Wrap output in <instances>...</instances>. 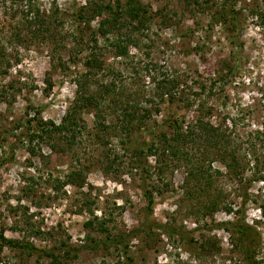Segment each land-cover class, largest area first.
Masks as SVG:
<instances>
[{
    "label": "rangeland",
    "instance_id": "obj_1",
    "mask_svg": "<svg viewBox=\"0 0 264 264\" xmlns=\"http://www.w3.org/2000/svg\"><path fill=\"white\" fill-rule=\"evenodd\" d=\"M141 1L152 13L161 10L164 15H153L150 27L136 35L127 56H117L112 50L113 34L100 36L104 66L94 78L100 83L122 82L126 90L142 93L147 100L155 98L163 77L173 78L177 98L161 103L162 111L154 115L158 120L168 109L188 120L196 115L198 103L212 106V121L225 122L244 142H255L258 163L264 167V0H235V8L242 17L241 49L228 42L220 25L210 22V11L225 0H200L201 6L190 12L184 0ZM88 2L31 1L32 17L36 11L48 18L56 12L61 22L55 35V41H59L57 48L55 41L30 35L25 17L28 1L0 0V50L9 61L1 64L7 66L8 73L0 75V156L5 154L6 158L0 166V229L7 237L28 240L40 248H51L60 239H68L72 245L81 244L90 232L97 236L85 225L93 216L108 219L110 231L118 233L137 224L144 214L139 172L129 168V156L121 153L117 141L111 139L108 146L120 152L116 162L119 167L105 172L101 167L105 157L101 159V151L92 149L87 134L74 150L54 151L42 144L35 155L26 149V139L24 142L21 136L13 137L20 133L26 118L32 116V108H42L44 119L59 122L71 104L91 47L88 31L78 23L75 12ZM259 13L262 18L257 17ZM90 26L97 28L98 19L91 20ZM80 29L86 31L81 33ZM233 58L238 59V64L229 70L226 65L233 63ZM46 79L52 83L51 89ZM93 82L95 88L97 84ZM83 118L91 131L93 116L85 113ZM150 162L153 165L154 161ZM213 166L220 167L218 163ZM167 171L172 173L170 167ZM71 172H77L84 183H69L67 176ZM182 175V170L177 169L167 176L171 189L161 190L159 185L152 218L185 230L200 227L201 231H194L193 235L199 240L207 239L212 249L193 256L182 245L157 233L149 244L144 239H134L130 254L137 264H240L229 234L203 226L204 222L210 225L231 216L219 210L212 221L201 220L179 205ZM152 182L155 181L151 179ZM249 192L246 219L261 232L258 256L264 263V182H254ZM230 200L235 206L238 204L236 195ZM19 262L17 252L0 249V264ZM34 262L32 257L30 263ZM70 264L122 262L110 248L80 251Z\"/></svg>",
    "mask_w": 264,
    "mask_h": 264
},
{
    "label": "trees",
    "instance_id": "obj_2",
    "mask_svg": "<svg viewBox=\"0 0 264 264\" xmlns=\"http://www.w3.org/2000/svg\"><path fill=\"white\" fill-rule=\"evenodd\" d=\"M29 8L25 17L30 35L34 39L56 40L57 27L61 24L57 20L56 12L53 17H45L36 11L33 17V8ZM90 0L88 5L78 8L75 18L78 23L85 25L89 34L90 53L85 59V73L77 79L76 94L71 104L66 109L59 122L44 119L42 108H32V116H28L24 126H20L19 134H14L26 139V149L32 155L37 154L41 145H46L51 150H74L80 146L83 137L87 134L92 141V149L100 150L101 167L108 172L117 165L119 151L112 149L110 140L117 141L125 156H129V168L138 171V184L145 201L142 219L126 232L112 233L108 227V219L91 217L85 225L97 232V236L87 234L88 239L81 244L72 245L68 239H60L51 248H40L35 243L26 240L7 237L0 229V249L8 248L17 252L19 264H70L71 260L78 257L80 251H108L115 250L122 264H137L130 254L131 242L144 239L147 244L157 233L182 245L193 256H199L212 249L209 241L199 240L193 235L194 231H201L196 226L185 230L168 222H158L152 218L155 193L171 189V176L174 170L183 172L179 184V205L192 214L205 220L212 217L216 211L222 210L230 219L212 222L203 226L211 229H222L229 234L232 250L238 253L240 264H264L259 258L262 248L260 230L246 219L245 207L250 199V188L254 182H264V167L258 161L255 142L242 141L225 122H213L215 115L212 106L198 103L195 116L186 120L175 111L167 110L162 114L161 103L173 99L174 79L163 77L158 86L155 98L147 100L139 92H130L123 83L99 82L96 72L103 70L100 58L101 47L98 43L100 36L107 37L113 34L111 48L117 56H127L128 48L136 41V35L149 28L153 15L149 6L141 0ZM187 11L196 6H201L200 0H184ZM235 0H225L210 11V22L222 27L226 32L228 42L239 49L242 29V17L235 8ZM258 16H263L261 13ZM29 17V20H28ZM262 18V17H261ZM33 19V20H32ZM98 19L97 28H91L90 21ZM86 31V30H78ZM17 35H19L17 33ZM59 41H55L58 48ZM5 54L0 50V75L8 73V64ZM233 63L227 62L226 67L231 70L238 64V59L233 58ZM223 81V77L220 76ZM94 81V85L91 83ZM48 89L52 83L46 79ZM145 99V101H142ZM186 103V102H185ZM186 105V104H185ZM190 104H187V107ZM89 113L93 116L92 130H88L83 115ZM154 117V118H153ZM231 127V126H230ZM247 147V148H246ZM105 150L104 152H102ZM5 153V152H4ZM92 157V156H91ZM251 157V159H249ZM77 159V158H76ZM152 159V160H151ZM6 161L5 154L0 156V166ZM77 162H81L78 158ZM103 161V162H102ZM150 161H154L153 165ZM218 163L220 167H214ZM170 167L171 174H168ZM222 167V168H221ZM71 172L67 176L69 183L81 185L83 179ZM249 174V175H248ZM155 182L150 183V180ZM238 197L235 206L231 197ZM159 235V234H158ZM203 236V235H202Z\"/></svg>",
    "mask_w": 264,
    "mask_h": 264
}]
</instances>
